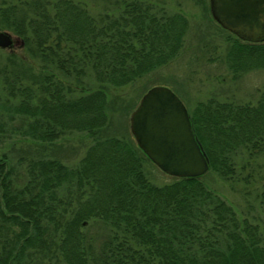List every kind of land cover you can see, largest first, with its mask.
Returning a JSON list of instances; mask_svg holds the SVG:
<instances>
[{
	"label": "trees",
	"instance_id": "16d2710c",
	"mask_svg": "<svg viewBox=\"0 0 264 264\" xmlns=\"http://www.w3.org/2000/svg\"><path fill=\"white\" fill-rule=\"evenodd\" d=\"M114 6L0 1V30L22 41L0 49V145L29 154L0 152V264H264V183L251 214L205 180L235 185L264 158V87L256 102H199L190 116L210 171L154 184L152 162L119 134L135 108L116 90L175 60L190 22L146 0ZM228 42L234 79L264 69V42ZM73 133L91 141L75 166L54 151Z\"/></svg>",
	"mask_w": 264,
	"mask_h": 264
},
{
	"label": "rangeland",
	"instance_id": "374dc122",
	"mask_svg": "<svg viewBox=\"0 0 264 264\" xmlns=\"http://www.w3.org/2000/svg\"><path fill=\"white\" fill-rule=\"evenodd\" d=\"M77 1L87 4L94 14L105 10L111 12L115 8V0L109 2L106 0ZM146 1L163 7L170 13L181 12L185 14L190 22V29L182 53L169 65L160 68L139 84L116 90L117 93H122L127 98L133 108L138 107L148 90L157 86L170 88L181 99L189 113L196 108L199 102L211 98L236 103L256 102L258 100L264 87V69L253 70L243 74L238 79H234L225 62V55L229 47L228 37L241 38L223 28L216 21L212 14L211 0ZM3 31L12 35L13 47L16 51H21V39L10 31ZM2 50L9 51V49ZM86 81L90 88L97 85L91 73ZM135 109L128 110L127 117L124 115L119 118L117 127L120 135L136 142L131 132L130 121ZM61 143L62 145H58V148L54 150L55 153L62 157L68 165L75 166L84 156L91 141L81 133H73ZM7 144L0 145V152L10 153L11 147H7ZM23 147V144L18 143L17 150L10 153L14 163L25 162L28 157L29 154L24 152ZM259 163H252L251 166H248L243 178L235 185L221 180L214 174L208 175L205 180L212 189L216 190L238 211L255 214L258 211L257 193L264 183V158ZM19 171L22 172L21 165ZM146 172L152 182L160 186L175 181V177L167 175L152 163L146 164ZM246 175H252L251 182L244 179ZM256 180L259 182H255Z\"/></svg>",
	"mask_w": 264,
	"mask_h": 264
},
{
	"label": "water",
	"instance_id": "95a60500",
	"mask_svg": "<svg viewBox=\"0 0 264 264\" xmlns=\"http://www.w3.org/2000/svg\"><path fill=\"white\" fill-rule=\"evenodd\" d=\"M212 14L226 30L250 42H264V0H211ZM14 39L0 30V48ZM131 132L138 147L161 171L175 178H200L210 160L197 138L190 113L168 87L151 88L132 113Z\"/></svg>",
	"mask_w": 264,
	"mask_h": 264
}]
</instances>
